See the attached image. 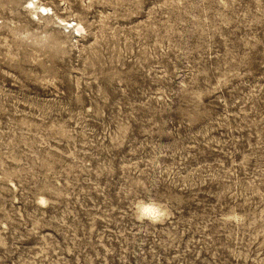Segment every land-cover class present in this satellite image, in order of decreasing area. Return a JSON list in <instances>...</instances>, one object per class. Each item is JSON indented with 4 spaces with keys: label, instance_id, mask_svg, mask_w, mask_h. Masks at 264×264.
Here are the masks:
<instances>
[{
    "label": "rangeland",
    "instance_id": "rangeland-1",
    "mask_svg": "<svg viewBox=\"0 0 264 264\" xmlns=\"http://www.w3.org/2000/svg\"><path fill=\"white\" fill-rule=\"evenodd\" d=\"M29 1L0 0V264H264V0Z\"/></svg>",
    "mask_w": 264,
    "mask_h": 264
},
{
    "label": "clouds",
    "instance_id": "clouds-1",
    "mask_svg": "<svg viewBox=\"0 0 264 264\" xmlns=\"http://www.w3.org/2000/svg\"><path fill=\"white\" fill-rule=\"evenodd\" d=\"M136 212L142 218L157 219L164 214V208L157 202H140L136 206Z\"/></svg>",
    "mask_w": 264,
    "mask_h": 264
},
{
    "label": "bare ground",
    "instance_id": "bare-ground-1",
    "mask_svg": "<svg viewBox=\"0 0 264 264\" xmlns=\"http://www.w3.org/2000/svg\"><path fill=\"white\" fill-rule=\"evenodd\" d=\"M29 3H31V6H33L32 8H34V9H43V10H49V8L48 7H46V6H43V5H37L36 4V1H34V0H30L29 1ZM39 11V10H38ZM39 13H40V11H39ZM63 21V20H62ZM71 23V22H70Z\"/></svg>",
    "mask_w": 264,
    "mask_h": 264
}]
</instances>
